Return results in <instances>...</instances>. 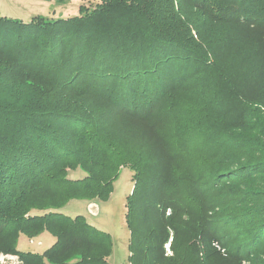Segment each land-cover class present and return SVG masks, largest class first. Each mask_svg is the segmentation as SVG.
<instances>
[{
  "label": "trees",
  "instance_id": "1",
  "mask_svg": "<svg viewBox=\"0 0 264 264\" xmlns=\"http://www.w3.org/2000/svg\"><path fill=\"white\" fill-rule=\"evenodd\" d=\"M124 167L129 264H264V0L0 16V254L109 264L110 234L60 209L107 199Z\"/></svg>",
  "mask_w": 264,
  "mask_h": 264
},
{
  "label": "rangeland",
  "instance_id": "2",
  "mask_svg": "<svg viewBox=\"0 0 264 264\" xmlns=\"http://www.w3.org/2000/svg\"><path fill=\"white\" fill-rule=\"evenodd\" d=\"M99 0H0V16L8 19L29 21L33 17L50 19H60L77 16L80 6L92 7ZM132 172L124 167L113 181V188L109 197L105 200H79L72 199L61 212L73 216L83 215L89 223L110 234L112 240V250L109 256V264H129L128 262V238L129 232L124 222L125 197L131 192L133 182ZM84 171L77 168L68 172L70 178H81ZM94 203L96 208L93 211L89 208V203ZM93 206H91L92 208ZM169 211L167 210L166 213ZM42 237V238H41ZM55 240L48 232L44 231L34 237L20 235L18 244L23 250L41 251L46 249L48 242ZM52 242V241H51ZM213 245L223 253L216 242ZM29 248V249H28ZM166 251V250H165ZM166 254H170L165 252ZM0 264H22L15 255L0 254ZM243 264H246L243 262Z\"/></svg>",
  "mask_w": 264,
  "mask_h": 264
},
{
  "label": "crops",
  "instance_id": "3",
  "mask_svg": "<svg viewBox=\"0 0 264 264\" xmlns=\"http://www.w3.org/2000/svg\"><path fill=\"white\" fill-rule=\"evenodd\" d=\"M42 238V237H41ZM52 241V242H51ZM54 242V240H50V242H48L47 244H48V246L47 247H49L52 243ZM21 245V244H20ZM19 244H18V248L19 249H22V248H20L21 246H20ZM46 247V248H47ZM29 249V248H28ZM23 250V249H22ZM31 250V249H30ZM44 250V249H43ZM43 250H41V251H37V252H42ZM33 251H36V250H33Z\"/></svg>",
  "mask_w": 264,
  "mask_h": 264
},
{
  "label": "built area",
  "instance_id": "4",
  "mask_svg": "<svg viewBox=\"0 0 264 264\" xmlns=\"http://www.w3.org/2000/svg\"><path fill=\"white\" fill-rule=\"evenodd\" d=\"M165 250L167 253H170L169 242L165 244Z\"/></svg>",
  "mask_w": 264,
  "mask_h": 264
},
{
  "label": "water",
  "instance_id": "5",
  "mask_svg": "<svg viewBox=\"0 0 264 264\" xmlns=\"http://www.w3.org/2000/svg\"><path fill=\"white\" fill-rule=\"evenodd\" d=\"M91 206H93V207L91 208ZM89 208H90L91 211H93V208H96V205H95L94 203L91 202V203H89ZM94 211H95V210H94ZM94 211H93V212H94Z\"/></svg>",
  "mask_w": 264,
  "mask_h": 264
}]
</instances>
